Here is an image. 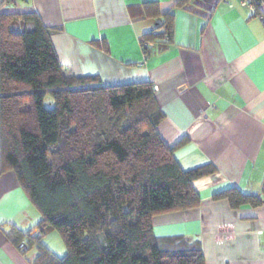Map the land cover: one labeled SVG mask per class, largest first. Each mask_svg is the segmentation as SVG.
<instances>
[{
    "label": "trees",
    "instance_id": "trees-1",
    "mask_svg": "<svg viewBox=\"0 0 264 264\" xmlns=\"http://www.w3.org/2000/svg\"><path fill=\"white\" fill-rule=\"evenodd\" d=\"M18 1L0 3L1 169L15 172L41 220L35 234L13 225L11 240L37 249L32 264H205L198 239L157 236L153 219L197 208L194 181L215 173L214 164H180L175 151L188 139L164 140L166 115L151 81L108 85L77 76L59 60L53 29L38 13L3 8ZM191 2L177 0L164 14L156 4L140 7L157 21L140 38L146 58L173 43L175 8ZM261 3L253 0L260 16ZM213 198L258 207L264 187L263 194L230 187ZM51 231L62 235L65 256L45 244Z\"/></svg>",
    "mask_w": 264,
    "mask_h": 264
},
{
    "label": "crops",
    "instance_id": "crops-1",
    "mask_svg": "<svg viewBox=\"0 0 264 264\" xmlns=\"http://www.w3.org/2000/svg\"><path fill=\"white\" fill-rule=\"evenodd\" d=\"M2 0H0L1 3ZM177 0H19L4 9L33 11L53 29L62 64L104 84L151 81L166 117L159 131L185 169L213 163L216 172L194 181L197 208L157 215V236L198 239L205 264H264V203L232 208L214 194L230 187L263 194L264 0L256 15L243 0H192L175 8L174 41L145 56L141 36ZM41 220L14 171H2L0 149V264H32L36 248L20 249L14 225L35 234Z\"/></svg>",
    "mask_w": 264,
    "mask_h": 264
},
{
    "label": "rangeland",
    "instance_id": "rangeland-1",
    "mask_svg": "<svg viewBox=\"0 0 264 264\" xmlns=\"http://www.w3.org/2000/svg\"><path fill=\"white\" fill-rule=\"evenodd\" d=\"M45 244L56 255L63 257L67 254V246L59 231H51L44 236Z\"/></svg>",
    "mask_w": 264,
    "mask_h": 264
},
{
    "label": "built area",
    "instance_id": "built-area-1",
    "mask_svg": "<svg viewBox=\"0 0 264 264\" xmlns=\"http://www.w3.org/2000/svg\"><path fill=\"white\" fill-rule=\"evenodd\" d=\"M243 3H244L245 5H250L251 8H252L253 10H255V6H254V4H253V0H243ZM263 20H264V17H263ZM19 248L24 249V250L27 249V244H26V242L23 241L22 243H20Z\"/></svg>",
    "mask_w": 264,
    "mask_h": 264
}]
</instances>
